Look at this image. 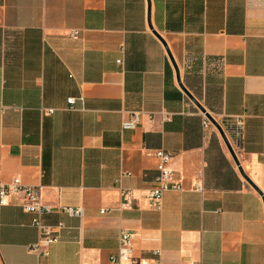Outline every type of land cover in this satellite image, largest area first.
Wrapping results in <instances>:
<instances>
[{
    "label": "crops",
    "instance_id": "0c3cea01",
    "mask_svg": "<svg viewBox=\"0 0 264 264\" xmlns=\"http://www.w3.org/2000/svg\"><path fill=\"white\" fill-rule=\"evenodd\" d=\"M181 84L245 121L235 152L264 195V0H0V180L40 188L44 223L66 227L40 261L34 215L8 197L0 264H111L122 230L138 260L264 264V196ZM157 150L183 187L159 211Z\"/></svg>",
    "mask_w": 264,
    "mask_h": 264
},
{
    "label": "built area",
    "instance_id": "2783aa9c",
    "mask_svg": "<svg viewBox=\"0 0 264 264\" xmlns=\"http://www.w3.org/2000/svg\"><path fill=\"white\" fill-rule=\"evenodd\" d=\"M74 39L78 38V33L74 32L71 35ZM119 63H121L119 61ZM70 104L74 103V99L69 100ZM52 113L53 111H48ZM204 128H208L212 123L204 116ZM221 125L226 137L228 138L231 146L235 149L239 148L242 144L245 136V121L240 118H228ZM126 128H134L135 120L125 125ZM158 162V175L155 179V187L149 191L147 198L152 206L156 210H160L162 206V200L164 195L169 191H182L183 187L181 183L177 182L174 177V173L170 168L172 162V156L163 150H157L155 153ZM127 176L126 173H122V176L117 180L119 183L123 177ZM196 190L203 192L202 177L198 179L196 184ZM12 195H21L23 197V209L32 215H34L33 226L38 231V239L34 245L30 247V250L36 253L41 260L47 259L50 255V248L52 245L58 243L61 240V233L66 229L63 223L57 226H50L44 223V217L47 214L52 213L53 208L43 203L42 193L40 188L26 187L20 180L16 179L11 185H5L0 180V204L5 205L8 197ZM123 202L121 208L124 209L129 206V200L131 198V192L122 190ZM63 212L74 217H83L84 209L82 207L63 208ZM102 214L106 213V210L101 211ZM111 264H161L160 259L154 261L138 260L133 255V242L132 235L127 230H122L119 236V250L116 256L110 258Z\"/></svg>",
    "mask_w": 264,
    "mask_h": 264
},
{
    "label": "water",
    "instance_id": "95a60500",
    "mask_svg": "<svg viewBox=\"0 0 264 264\" xmlns=\"http://www.w3.org/2000/svg\"><path fill=\"white\" fill-rule=\"evenodd\" d=\"M156 34V36L162 41V43L165 45V47H166V50H167V52H168V55H169V57H170V59H171V61H172V63H173V65H174V67H175V69H176V71H177V77H178V81L180 82L181 80H180V74H179V70H178V67H177V65H176V63H175V61H174V58H173V56H172V54H171V52H170V50H169V48H168V46H167V44H166V42L164 41V39L160 36V35H158L157 33H155ZM181 87H182V89H183V91L186 93V95L201 109V111L204 113V115L206 116V118L218 129V131L220 132V134H221V136H222V138H223V140H224V142H225V144H226V146H227V148H228V150H229V152H230V154L232 155V158L234 159V161H235V163H236V165L238 166V168H239V171L241 172V174L243 175V177L245 178V180L250 184V186L254 189V190H256L261 196H264L263 195V192L251 181V179L244 173V171H243V169H242V167H241V165H240V162H239V159H238V157H237V155H236V152L234 151V149H233V147L231 146V144H230V142H229V140H228V138L226 137V135H225V133H224V131H223V129H222V127H221V125L219 124V122L218 121H216V119H214L211 115H209L204 109H203V107L194 99V97L185 89V87L181 84ZM263 199H264V197H263Z\"/></svg>",
    "mask_w": 264,
    "mask_h": 264
}]
</instances>
